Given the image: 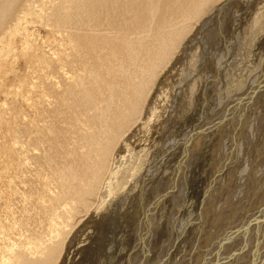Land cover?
<instances>
[{
  "label": "bare ground",
  "instance_id": "1",
  "mask_svg": "<svg viewBox=\"0 0 264 264\" xmlns=\"http://www.w3.org/2000/svg\"><path fill=\"white\" fill-rule=\"evenodd\" d=\"M222 3L264 36V0H0V264H117L118 251L121 264H264V51L208 128L171 140L213 64L219 81L226 69L221 33L205 35L204 61L192 47ZM215 127L226 158L187 197ZM178 150L175 178L155 186ZM125 197L160 221L135 233Z\"/></svg>",
  "mask_w": 264,
  "mask_h": 264
},
{
  "label": "rangeland",
  "instance_id": "2",
  "mask_svg": "<svg viewBox=\"0 0 264 264\" xmlns=\"http://www.w3.org/2000/svg\"><path fill=\"white\" fill-rule=\"evenodd\" d=\"M227 5L225 3H222L218 7L219 8L218 11H221V12L220 13H218V11H217V13H214L213 12L215 18L213 17L209 22H207L206 23V26L203 27L204 29L201 28V32L198 35V38L195 40L194 46L192 45V47L194 49H195V46H197L196 47L197 50L199 52L200 51L202 52L201 53L202 54L201 56L203 58L201 57V61L202 60L204 61L205 58L208 56V54L206 53V50H207V47H208L207 45H209L210 44V41L213 39V36L211 34L208 37L207 36L205 37V35L207 34L208 31L211 32L213 30V33H215L214 36L217 35L216 40H218L219 39V33H221L223 37H221V40H219L218 42H216V44H214L215 45L214 49L215 48H218V50H219L218 53L221 52L219 54V56L221 55V58L223 59L222 61H223V64L224 65L222 64L223 65L222 68L225 67L226 69L223 70V73L220 76L221 77V81H219V79H217L218 78V75L216 76V73H217V70L216 69L217 68H216L215 64H213L214 68H213V70H211L212 73L209 76L207 75V77L205 79L206 80L205 82H207V81H209V82L203 83L204 80H202V83L200 84V88L201 89L198 92V94L196 95V98L194 100L191 113H189V115H186V117H185V119L183 121H181V118H179V123H177L178 126L176 127L177 129L175 130V134L176 135L174 137L172 136L171 140L173 138H175V137L178 138L179 136L184 135V133L186 134L188 132H192L193 129H195V127H198V126H199V129H202V130H205L204 128H208L209 127V123L212 122L211 120H214V118L216 117V115H218L220 113V110L221 111L224 110V107H225L226 103L228 101H230L232 98H235L236 99V96H239L240 94H242V91L243 90L240 91V92H238V91L234 92V88H233L234 87V83L233 82H235L238 79L239 84L237 85L236 90L239 89V87H240L239 85L242 84V81H241L240 78L245 77L247 75V73H248L249 70H252L253 71V69L257 68L258 64L260 63V61H259L260 60V56L262 55V51H264V36L262 38H261V36H259L262 33L261 32L262 29L254 28L252 30V27H251V25H250V23L248 21L253 16H251V15L248 16V14L246 13L247 14L246 16L249 17L248 18V17L245 16V12L244 11H243L244 14H242L243 12H241L242 11L241 8L232 9V7H229V4H227ZM228 7L230 8V10H229ZM222 10H223V12H222ZM239 14H242L241 15V23H240L241 25L239 24V22L237 23V19H238ZM218 16L220 17V19H219ZM230 18H231V21L229 20ZM222 20H224V21L222 22ZM229 21H230V23L231 22L234 23L233 25L235 27V30L233 29L234 27L231 24H229V25L232 26V27H229V25H227V23H229ZM245 21L247 22L246 23L247 25L245 24ZM221 22H222V25L226 23L227 26L224 25L222 27ZM236 25H238L237 26L238 28L236 27ZM244 26H245V28H244ZM225 27H226V29H224ZM248 28L250 29V34L251 35L250 34L249 35L251 37L248 35V33H249V29ZM229 33L232 35V38L234 40H232V38L230 39V37H227V35ZM247 36H248V38H247ZM257 36H258V38H257ZM237 37L239 39H241V40H239ZM243 37H245L247 39H245V38L243 39ZM252 38H254V39H252ZM259 38H260V40H259ZM227 39H228V41H227ZM253 40H255V41L253 42ZM231 41L233 43L236 41V43L233 44V43H231ZM197 43H198V45H197ZM230 43H231V46H230ZM241 43L243 44V46H242ZM251 44H253V45H251ZM223 46H225L226 48L223 47ZM240 46H241L242 49L240 48ZM252 47H254V48H252ZM224 48H225V50H224ZM214 49H212V50L209 49V56H211L210 58L215 57L214 56L215 54L213 55ZM226 51H228V52H226ZM258 54H260V55L258 56ZM213 59H214L213 61L216 62V60H215L216 58H213ZM261 60H262L261 61L262 63H260V64L262 66L259 64L260 65L259 66L260 68H258V71L257 70L254 71L253 74L254 73L257 74L258 72H260L259 69H262V67L264 66V63H263V61H264V54L261 56ZM225 73H230V77L231 78L229 79V77H227L228 74H225ZM212 74H214L215 77ZM215 78H216L217 81L215 80ZM164 79L165 78L163 76L161 78V82ZM210 79H213V80H210ZM218 82H219V84H218ZM160 85H159L158 88H160ZM211 86H213V87H211ZM218 88H220V89H218ZM178 89L179 88L176 89V92L179 93L180 89L179 90ZM204 89H205L206 92L204 91ZM228 90L229 91H233V92L228 93L227 92ZM153 95H154L153 97L156 98V96H157V89L155 90V92H154ZM182 99H183V96H182ZM172 101H173V99H172ZM195 101H197V102H195ZM179 102H180V100L177 101V104H179ZM167 105L170 106V107H168V110L171 109V110L175 111V109L177 108L176 105L173 106L171 104V102L165 101V106L167 107ZM263 105H264V103H263ZM222 107H223V109H222ZM238 109L240 110V108H238ZM243 115H244V113H243ZM168 118H169V116H168ZM211 118H213V119H211ZM232 118H233V115H231V117H230V119L228 121H231ZM240 120H242V119H240ZM216 123L213 122L212 124L213 125H216ZM226 123L227 124H230L229 122H226ZM200 126H201V128H200ZM172 127H174V126H172ZM219 129H221V128L220 127H218V128L215 127L214 129L209 130L210 132L207 131L208 134L203 138V141H204V143L202 144L203 146H201V147L198 146L199 147V151H198L197 154L199 156H202L203 157V158L200 159L199 165H197L198 160L196 161V158H194L195 159L194 160L190 155L187 156V157H189L190 160L191 159L194 160V162H192V169L193 170H192V173H191L190 177L188 178V179H190V182L188 180L187 185L185 187V188H187V187L189 188V193H188L187 197L189 196L191 198L192 197V194H193V191L195 190V192H197L203 186V182L204 181L206 182L208 180L207 176L210 175V172L209 171H210L211 168H213V165L219 163L220 161L222 162L226 158V155H224L225 156L224 159H221V156H220V148L216 144L217 137L218 138L221 137V133H220V131H218ZM178 132H179V134H177ZM205 134H206V132H203L202 135H205ZM262 144H263V142H262ZM167 152H168V150L165 149L162 152L161 156L166 157V159L169 158V157L165 156V154ZM188 154H189V152H188ZM157 155L155 156V161H158V159H161L160 158V155H158V156ZM183 155L184 154L181 155V153L178 150L175 155H171L170 156L171 157V162H168V166L166 167V170L163 169L157 175H155L156 179H158L154 183L155 186H157L159 183L162 184L163 182H165V180L167 178L168 179L166 181H168V183H169L170 179L175 178L174 177L175 170L178 167V165L174 168V164L176 162H178V159L180 160ZM213 160H214V163H213ZM207 168H208V170H207L208 173H207V176L205 178V175H204V172L203 171H204V169H207ZM176 186L175 185H172V191H173V193L175 195H178L179 194V191L176 188ZM199 186H200V188H199ZM166 201L167 202H165V204L168 205V206L170 205V209L167 210V214H169V216H171L172 213H173V210H175V208H177V207L174 206V205H171V204H173L172 202H170L171 201V196L168 197L166 199ZM124 202L125 203L128 202V201H126V197L124 199ZM146 204H147V200L146 201H142L141 199H138L137 198V199H133L132 200V203L128 202V206L131 205V207H127V205H125L124 210L126 211L127 208H128L127 213H131L133 215V217H134V219H131V220L134 221L135 222L134 225H136V226L133 225V228L135 229V233L136 232L137 233L144 232L143 230H144V228L146 226L149 225L150 220H153V219H156L157 220L158 219V221H160V215H161V214H159L160 212L155 211V213H154L155 215H153L151 213L153 215L152 216L150 214V212H149V207ZM149 215H151V216H149ZM122 226H123V223L122 222L119 223V224H117V227L119 229ZM120 231L121 230H117V232L115 233V235H116L115 240L118 239V234L122 232V231L121 232ZM158 237L159 238H158V240L156 242V245L157 246H160L165 241V237L166 236H163V233L160 231ZM129 240H130V238L127 237L126 233H124V235L122 237H120V239L118 241H119L120 244H122L124 246L125 244L130 245L132 243V239H131V241H129ZM229 249H233L234 250V247H232V245L230 244ZM230 253H231V251L228 250V254L226 255V259L227 260H229L231 257H233V255L235 253H237V252H234V253L232 252L231 254ZM121 256H122V254L118 251V254H117V257H116V263L117 264H121L120 263V261L122 259ZM234 256L236 257V254Z\"/></svg>",
  "mask_w": 264,
  "mask_h": 264
}]
</instances>
